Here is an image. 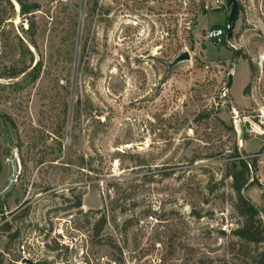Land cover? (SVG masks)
Returning <instances> with one entry per match:
<instances>
[{
	"label": "rangeland",
	"instance_id": "rangeland-1",
	"mask_svg": "<svg viewBox=\"0 0 264 264\" xmlns=\"http://www.w3.org/2000/svg\"><path fill=\"white\" fill-rule=\"evenodd\" d=\"M21 2L0 0V264H253L225 166L256 159L264 226V0L222 46L226 0Z\"/></svg>",
	"mask_w": 264,
	"mask_h": 264
},
{
	"label": "trees",
	"instance_id": "trees-1",
	"mask_svg": "<svg viewBox=\"0 0 264 264\" xmlns=\"http://www.w3.org/2000/svg\"><path fill=\"white\" fill-rule=\"evenodd\" d=\"M20 3L21 0H18ZM204 13V11L202 12ZM221 26L226 30V23L224 25H212ZM227 31V30H226ZM224 45V44H223ZM227 45V44H226ZM222 46V45H218ZM250 63V62H249ZM14 73V72H13ZM12 73V74H13ZM248 85H246L242 93L246 94ZM5 121H9L10 117L2 114ZM256 166V159L254 158L251 163L247 159L243 158L238 152L231 153L226 160V172L225 176L230 178V187L235 194V200L233 203V208L237 215L240 217L236 228L233 230V234L240 240L244 242L251 243L255 246H259L261 250L253 258V264H264V226L261 219L258 217L259 208L251 202L247 197L243 195V190L251 183L250 179V168L251 166ZM81 196H76V201L73 206L79 208L81 204ZM95 212H99L96 210ZM106 223L105 216L101 214L94 221V234L99 235L103 230ZM10 227L5 226V231H9ZM17 232L10 234V237L15 238ZM42 264V263H38Z\"/></svg>",
	"mask_w": 264,
	"mask_h": 264
},
{
	"label": "water",
	"instance_id": "water-1",
	"mask_svg": "<svg viewBox=\"0 0 264 264\" xmlns=\"http://www.w3.org/2000/svg\"><path fill=\"white\" fill-rule=\"evenodd\" d=\"M82 3H83V0H82ZM225 7H230V12H229V15H228L227 21H226L227 39L229 40L231 38L232 33H233V29L235 27V23H236L237 16H238V2H237V0H226ZM230 47L233 48V49L232 48L231 49L234 51V54H235L234 61H235L237 58V55H238V51L232 45H230ZM187 57H188V54L186 52H184V53L176 56L172 63L176 64L178 61L185 59ZM232 80H233V75H232V73H229L228 77H227L226 85L223 88V91H224L223 94H225L226 89L231 86ZM0 120H1V123H2L4 130L6 131V122L3 118V116L1 115V113H0ZM6 136L8 138L7 133H6ZM16 158H17V154L15 152H13L10 156L11 164L13 166V173L11 174L10 181H9L8 185L2 191H0V198L4 197L8 192H10L13 185H14V182H15L17 174H18V172L15 169Z\"/></svg>",
	"mask_w": 264,
	"mask_h": 264
},
{
	"label": "built area",
	"instance_id": "built-area-1",
	"mask_svg": "<svg viewBox=\"0 0 264 264\" xmlns=\"http://www.w3.org/2000/svg\"><path fill=\"white\" fill-rule=\"evenodd\" d=\"M205 38L217 46L229 43V40L227 39V31L221 26H209L206 30Z\"/></svg>",
	"mask_w": 264,
	"mask_h": 264
},
{
	"label": "crops",
	"instance_id": "crops-1",
	"mask_svg": "<svg viewBox=\"0 0 264 264\" xmlns=\"http://www.w3.org/2000/svg\"><path fill=\"white\" fill-rule=\"evenodd\" d=\"M244 69V68H243ZM245 75L247 76V74L245 73Z\"/></svg>",
	"mask_w": 264,
	"mask_h": 264
}]
</instances>
